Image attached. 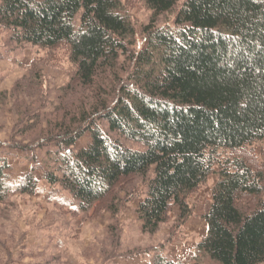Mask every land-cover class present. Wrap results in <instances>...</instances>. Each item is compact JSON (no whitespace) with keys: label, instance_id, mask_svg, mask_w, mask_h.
I'll return each instance as SVG.
<instances>
[{"label":"trees","instance_id":"1","mask_svg":"<svg viewBox=\"0 0 264 264\" xmlns=\"http://www.w3.org/2000/svg\"><path fill=\"white\" fill-rule=\"evenodd\" d=\"M139 1L152 12L140 28L143 47L122 0H0V60L33 49L25 68L34 80L9 96L25 118L18 131L40 129L28 143L0 141V205L47 194L58 213L48 225L57 249L49 264H68L77 224L102 211L117 219L126 201L141 198L143 230L156 232L174 208L182 226L190 196L216 175L196 251L218 264H264V0ZM165 13L172 20L159 25ZM44 54L74 67L51 112L40 111L43 100L31 108L20 99L42 85L35 67ZM11 150L31 164L17 183ZM149 261L190 264L164 249Z\"/></svg>","mask_w":264,"mask_h":264},{"label":"rangeland","instance_id":"2","mask_svg":"<svg viewBox=\"0 0 264 264\" xmlns=\"http://www.w3.org/2000/svg\"><path fill=\"white\" fill-rule=\"evenodd\" d=\"M127 1L129 0H122L127 6L124 5L120 13L134 22L137 28L136 47H143L140 28L150 19L152 12L139 0H130V4H127ZM172 17L173 14H161L157 20L158 24L171 21ZM21 54L24 55L23 58L12 56L10 59L0 60V141L3 142L28 143L30 136L36 135L40 130L37 128L29 132L26 138L20 134L18 127L25 118L16 112L18 110L15 111L13 102L15 99L9 97L11 89L19 88L24 80L31 79L25 66L33 56V49L29 45H24ZM56 58V55L49 57L44 54V58H40L35 67L41 71L43 77L41 86L39 84L38 86L37 82L34 84L39 87L38 92L30 98L20 94V99L27 102L31 108L37 107L36 100L39 104L43 100L40 111L51 112L58 105L61 88L73 75L74 67L67 58L63 57L60 61ZM4 95L9 98H5ZM22 107H25V104ZM22 110L23 108L20 113ZM85 142L86 138L83 137L77 143V147L84 145ZM260 147L261 145L253 147L252 154L257 153L259 156ZM22 157L23 153L14 150H11V155L8 156L12 166L8 173L13 183H17L31 168L30 163L19 162ZM39 176L37 173V177ZM216 179L217 176L213 175L208 185L190 196L188 201L193 209L191 216L179 227L176 223L179 221V211L174 208L169 219L161 224L156 232L149 233L143 230L142 222L135 212L141 198L126 201L122 209L120 208L117 219L112 220L109 212L102 211L97 217L77 224L63 252L66 263L150 264L151 253L164 249L165 256L173 260L190 264H218L195 249L196 243L206 231L204 207L210 199L211 186ZM138 188L142 190L140 185ZM46 197L47 194L41 193L34 196L15 195L8 203L0 205V264H49L54 259L57 249L48 242V225L58 213L46 202ZM54 224L56 225V222ZM112 250L115 255L109 261L107 257L111 256ZM129 252L137 253L133 257H117Z\"/></svg>","mask_w":264,"mask_h":264}]
</instances>
